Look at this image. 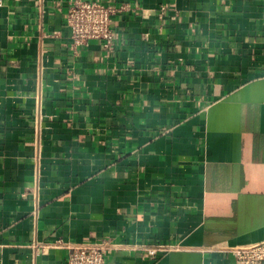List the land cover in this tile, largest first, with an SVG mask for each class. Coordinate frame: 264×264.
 Here are the masks:
<instances>
[{
    "label": "crops",
    "instance_id": "obj_1",
    "mask_svg": "<svg viewBox=\"0 0 264 264\" xmlns=\"http://www.w3.org/2000/svg\"><path fill=\"white\" fill-rule=\"evenodd\" d=\"M2 1L0 264L103 241L106 264H235L264 243V0H96L127 6L109 49L72 46V0Z\"/></svg>",
    "mask_w": 264,
    "mask_h": 264
},
{
    "label": "built area",
    "instance_id": "obj_2",
    "mask_svg": "<svg viewBox=\"0 0 264 264\" xmlns=\"http://www.w3.org/2000/svg\"><path fill=\"white\" fill-rule=\"evenodd\" d=\"M3 5L0 0V8ZM126 8L125 5H112L96 0H72L66 15L72 46H87L92 41H98L105 49H109L115 40V32L112 29L114 18ZM162 10L165 11V8ZM34 121L36 136L40 138L44 122L40 98L37 100ZM166 251L167 247L163 246L146 250L147 254L155 259L161 258ZM109 253L110 245L105 241L80 244L71 249L68 264H106ZM233 256L235 264H264V243L235 248Z\"/></svg>",
    "mask_w": 264,
    "mask_h": 264
}]
</instances>
